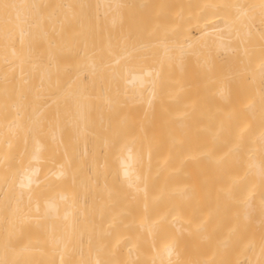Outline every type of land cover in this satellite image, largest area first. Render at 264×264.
Listing matches in <instances>:
<instances>
[{
  "label": "bare ground",
  "instance_id": "1",
  "mask_svg": "<svg viewBox=\"0 0 264 264\" xmlns=\"http://www.w3.org/2000/svg\"><path fill=\"white\" fill-rule=\"evenodd\" d=\"M255 74L264 0H0V264H264Z\"/></svg>",
  "mask_w": 264,
  "mask_h": 264
},
{
  "label": "rangeland",
  "instance_id": "2",
  "mask_svg": "<svg viewBox=\"0 0 264 264\" xmlns=\"http://www.w3.org/2000/svg\"><path fill=\"white\" fill-rule=\"evenodd\" d=\"M232 44L234 45L235 47V53L237 54L238 51H239V45L237 43L236 40L234 41H231ZM226 65V67L224 66V69H226L228 67V64H224ZM224 70H217L216 73H212V77L217 78L218 74L223 72ZM250 74H246V77H249ZM254 79L253 80H250V82L248 83V85L245 86V90H246V96L245 97H248V95H251V94H255L257 96V100H258V103H260L261 105H264V81L260 79V77L255 74V76L253 77ZM231 109H234V108H231ZM240 112L244 115H246L247 113L250 112V110H244V109H240ZM253 113H255V108L253 110ZM255 118V117H254ZM256 119V128H262L264 129V119H262L261 116H258L255 118Z\"/></svg>",
  "mask_w": 264,
  "mask_h": 264
}]
</instances>
